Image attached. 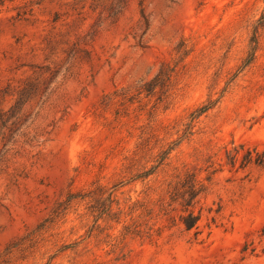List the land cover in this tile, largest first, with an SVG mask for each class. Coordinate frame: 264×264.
<instances>
[{
	"label": "rangeland",
	"instance_id": "rangeland-1",
	"mask_svg": "<svg viewBox=\"0 0 264 264\" xmlns=\"http://www.w3.org/2000/svg\"><path fill=\"white\" fill-rule=\"evenodd\" d=\"M260 161L264 0H0V264H264Z\"/></svg>",
	"mask_w": 264,
	"mask_h": 264
},
{
	"label": "trees",
	"instance_id": "trees-1",
	"mask_svg": "<svg viewBox=\"0 0 264 264\" xmlns=\"http://www.w3.org/2000/svg\"><path fill=\"white\" fill-rule=\"evenodd\" d=\"M251 42L255 45L256 44V37L253 36L251 39ZM254 49V48H253ZM252 56V54H250ZM252 60V57H250L246 64H248ZM161 76V72H159L152 80L153 83L159 81ZM150 86V85H149ZM152 86V85H151ZM149 91L150 89H146ZM214 105V102H209L208 104H205L201 107H199L194 113H192L191 117L192 119L198 118L202 114L206 113L209 109H211ZM163 160V159H162ZM248 163L245 161L243 164ZM259 164L263 165L264 161H260ZM154 173V167L150 168L147 171H144L141 175H139V178L147 177ZM202 187L198 183L196 179V175L193 172H187L182 180H179L176 185L174 186L171 197L173 201H179V204L182 207V215L180 217V222L183 224L186 231H190L191 229H197V224L200 220V214L194 213L193 211V205L194 200L198 196V194L201 192ZM199 232H195V234H198Z\"/></svg>",
	"mask_w": 264,
	"mask_h": 264
}]
</instances>
